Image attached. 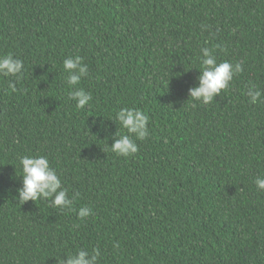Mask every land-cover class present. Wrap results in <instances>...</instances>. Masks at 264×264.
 <instances>
[{
    "label": "trees",
    "instance_id": "trees-1",
    "mask_svg": "<svg viewBox=\"0 0 264 264\" xmlns=\"http://www.w3.org/2000/svg\"><path fill=\"white\" fill-rule=\"evenodd\" d=\"M204 47L242 66L209 104L190 98ZM8 54L24 67L0 76V264L95 248L97 264H264V0H0ZM121 108L149 117L128 157L110 150ZM25 155L48 158L71 210L20 202Z\"/></svg>",
    "mask_w": 264,
    "mask_h": 264
},
{
    "label": "clouds",
    "instance_id": "clouds-1",
    "mask_svg": "<svg viewBox=\"0 0 264 264\" xmlns=\"http://www.w3.org/2000/svg\"><path fill=\"white\" fill-rule=\"evenodd\" d=\"M202 57L200 68L202 75L199 77V87L190 89V98L193 101H200L209 104L214 97L220 94L221 90L228 87L233 77L242 71L240 63L235 65L224 61L217 63L212 50L204 47L201 49ZM23 61L14 58L11 54L0 57V76H18L23 71ZM77 70V74H72V70ZM63 70L68 72V84L77 86L84 77L88 68L83 64L82 58H67L63 61ZM14 90V85H9ZM246 95L249 103L256 104L262 93L255 84L249 85ZM69 99L76 101L77 108H84L92 99L91 93L78 88L69 93ZM115 119L127 134H118L119 139L111 146L110 150L117 155L128 157L138 151V146L132 139L144 140L148 136V115L139 108H121L115 114ZM22 165L23 188L19 190L21 203L29 200L37 201L41 198H51V205L58 208H68L71 210L73 201L68 198L67 190L61 186V180L56 172L51 168L46 156H22L19 160ZM257 191H264V176L255 179ZM91 214L88 207L80 208L78 216L87 217ZM100 250L95 248L89 254L85 250H79L75 255L67 256V260L62 259L60 264H97Z\"/></svg>",
    "mask_w": 264,
    "mask_h": 264
}]
</instances>
